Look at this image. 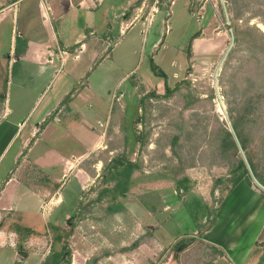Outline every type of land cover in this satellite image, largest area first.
<instances>
[{"label":"rangeland","instance_id":"rangeland-1","mask_svg":"<svg viewBox=\"0 0 264 264\" xmlns=\"http://www.w3.org/2000/svg\"><path fill=\"white\" fill-rule=\"evenodd\" d=\"M13 2L0 0V9ZM32 4L22 2L20 10L33 12ZM101 6L110 10L108 55L94 66L86 57L57 64L49 85L73 92L89 86L97 100L91 117L97 133L75 116L69 131H55L48 143L78 154L98 134L95 149L72 171L81 170L84 188L64 183L69 199L57 213L62 219L44 230L52 234L37 244L32 226L20 228L27 234L13 233L14 248L0 250V264L34 250L32 264H235L200 242L201 236L209 242L206 233L217 242L227 235L239 263L249 254L253 264H264V0H103ZM20 13L18 27L17 13L14 28L13 13L0 22L4 52L12 28L15 37L31 26ZM151 21L156 34L143 44L139 30ZM131 22L140 26L123 34ZM160 32L163 44L149 60ZM196 36L203 40L192 49ZM116 84L102 127L96 116L107 107L104 91ZM44 146L39 142L31 157ZM240 162L247 174L231 189Z\"/></svg>","mask_w":264,"mask_h":264},{"label":"crops","instance_id":"crops-1","mask_svg":"<svg viewBox=\"0 0 264 264\" xmlns=\"http://www.w3.org/2000/svg\"><path fill=\"white\" fill-rule=\"evenodd\" d=\"M27 1L33 2V12L26 5L20 10V4ZM102 2L103 0H58L54 3L49 0H14L0 9V22L8 19L9 13H13L11 25L13 28L15 24L18 27L21 12V16L22 13L27 16L24 17L25 20L21 18V21L31 25L28 30L26 26L19 27L20 33L15 34V37L12 28L8 50L4 52L0 48V250L14 248V239L11 237L13 233L20 235L23 231L25 234L20 228L31 226L40 234L35 241L42 244L44 235L52 234L50 228L46 232L45 228L47 225H58L62 218L59 219L57 213L65 207L69 199V195L64 191L65 186L62 185L72 180L80 188L79 191L84 188L79 176L81 170L78 168L77 174L72 171L76 163L81 162L95 149L100 141L98 134L85 152L78 154L68 155L59 149L56 151L48 143L51 142L55 131H69L71 124L76 123L75 116L80 118L78 124L89 127L93 134L97 133L98 128L93 126L94 120H91L92 114L96 112L97 100L89 86H82L73 92L51 91L49 85L56 78L57 64L63 65L69 60L80 62L86 57L88 63L94 66L108 55L104 37L107 31H112V27L106 21V13L110 10L103 8ZM70 21H74L75 25L73 22V27L66 31ZM158 22L160 21L155 24L158 25ZM161 23L163 25V22ZM152 24L151 21L145 28L140 27L143 44L148 40L150 42L149 33L151 36L156 34ZM137 26L138 22H131L123 34L129 33ZM159 28L157 31L162 32ZM161 32L150 47L149 60L155 58L152 56V49L163 44ZM201 40L203 39L199 36L194 37L191 42L192 49H195L196 42ZM111 51L112 49L108 53ZM15 65H19L16 73L13 72ZM97 69L92 70V73ZM45 77L48 80L45 81ZM109 90L106 88L107 92L104 91L108 96L105 99L106 110L101 112V116L100 112L96 116L99 118L97 123L100 122L102 127L106 125L110 109L109 97L111 94L116 97L117 84L113 92ZM33 111L36 117L31 115ZM39 142L45 143L44 150L34 159L31 154ZM64 215L67 216L66 213ZM11 224L12 230L7 229ZM204 236L209 242H204L203 236L200 242L211 246L209 248L213 251L218 252L220 249L221 255L224 256L221 259L226 260L225 256H229L235 264H253V261L248 259L249 254L247 257L245 254L239 260L240 263L236 260L235 248L228 245L227 235L221 237L218 242L210 239L207 233ZM36 253L38 252L34 250L25 253V257L10 256V263L32 264ZM256 264H259L258 261Z\"/></svg>","mask_w":264,"mask_h":264},{"label":"trees","instance_id":"trees-1","mask_svg":"<svg viewBox=\"0 0 264 264\" xmlns=\"http://www.w3.org/2000/svg\"><path fill=\"white\" fill-rule=\"evenodd\" d=\"M261 37H264L263 35L260 34ZM152 70L155 71V66L152 65ZM161 77H164L163 75L160 74ZM232 174V182H231V189L236 187L244 178V176L247 174V171L243 165L242 162L238 164V166L231 172Z\"/></svg>","mask_w":264,"mask_h":264},{"label":"water","instance_id":"water-1","mask_svg":"<svg viewBox=\"0 0 264 264\" xmlns=\"http://www.w3.org/2000/svg\"><path fill=\"white\" fill-rule=\"evenodd\" d=\"M231 35H232V33H231Z\"/></svg>","mask_w":264,"mask_h":264}]
</instances>
